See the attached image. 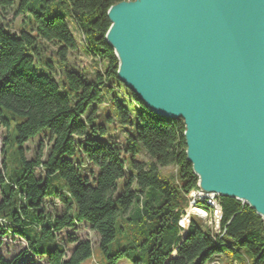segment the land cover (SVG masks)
Wrapping results in <instances>:
<instances>
[{
  "label": "trees",
  "instance_id": "trees-1",
  "mask_svg": "<svg viewBox=\"0 0 264 264\" xmlns=\"http://www.w3.org/2000/svg\"><path fill=\"white\" fill-rule=\"evenodd\" d=\"M121 1L0 0L1 12L23 16L15 26L0 12V128L16 121L23 165L12 180L0 175V264H80L93 255L92 241L59 235L81 224L98 234L102 252L116 264L129 248L113 253L110 244L125 222L142 223L137 227L147 237L148 264H209L226 250L233 262L264 264V220L236 198L220 197L218 231L197 216L186 229L179 224L190 193L199 189L187 159L185 123L157 115L119 79V60L106 35L108 10ZM70 19L94 60L89 74L70 62L79 46ZM50 43L56 52L47 57ZM108 95L109 112L102 109ZM117 127L125 130L124 140L111 133ZM37 136H43L39 148L27 159L23 145ZM45 138L50 145L44 153ZM167 167L178 169V179L161 172ZM54 179L64 186L52 189ZM47 199L60 209H47ZM29 227L55 236L56 248L40 250ZM3 241L9 247L23 243L25 250L7 257ZM68 244L74 245L70 252ZM29 253L38 260L26 259Z\"/></svg>",
  "mask_w": 264,
  "mask_h": 264
},
{
  "label": "water",
  "instance_id": "water-1",
  "mask_svg": "<svg viewBox=\"0 0 264 264\" xmlns=\"http://www.w3.org/2000/svg\"><path fill=\"white\" fill-rule=\"evenodd\" d=\"M108 17L119 79L184 120L199 189L264 220V0H125Z\"/></svg>",
  "mask_w": 264,
  "mask_h": 264
},
{
  "label": "rangeland",
  "instance_id": "rangeland-1",
  "mask_svg": "<svg viewBox=\"0 0 264 264\" xmlns=\"http://www.w3.org/2000/svg\"><path fill=\"white\" fill-rule=\"evenodd\" d=\"M1 12V11H0ZM1 17L5 22L13 23L15 26H18L22 20L23 16L19 15L16 16L14 10H8V11H2L1 12ZM69 24L73 30V33L75 35V38L77 39V42L79 43L77 51L74 52V54L70 57V62L74 63L75 66L79 69L84 70L86 73H90L94 70L93 66V59L90 55H88L84 47L82 46V43H84V37L78 30L76 24L72 19L69 20ZM18 29V28H17ZM15 28V31L17 30ZM45 48V55L47 57H52L53 54L56 52V46L53 44H48L47 47ZM56 62V60L54 59ZM57 63V62H56ZM56 70L59 71L60 68L58 65L55 66ZM125 88V85H124ZM125 90V89H124ZM111 93V92H110ZM109 102H110V96H107V99L105 101V105L102 106V109H105L106 111L109 112ZM5 113L10 114L11 112L9 110H6ZM113 125H117L118 121L113 118ZM125 130H119V127L116 129L111 128V133L113 135H116V137L119 140H124L125 136ZM17 136V131H16V121H12L11 126L9 127H1L0 128V175H6L10 180L13 179V176L16 173H19L23 167L22 165V158H21V152H20V146L17 143L16 140ZM8 137V140H6ZM40 138H43V136H37L34 138H31L29 141H27L24 145V153L27 159H32L35 156V153L37 152V149L39 148V142L41 141ZM43 150L44 153L48 150V147L50 145V142L45 138L43 141ZM5 148V152H4ZM140 157L142 159H149V157L145 153H141ZM6 162V168H5V162ZM161 172L165 176H172L174 179H178V169L176 167H167V168H161ZM38 174H41V171L38 170ZM54 183H56L52 189L56 187H62L64 186V181L62 180H53ZM1 183V182H0ZM123 186V180L119 181V191L121 187ZM1 188V186H0ZM15 194L13 197V200L16 202L19 201L20 196ZM19 196V197H18ZM3 200V194L0 189V203ZM47 209L49 210H59L60 205H51L50 204V199H47ZM49 202V203H48ZM33 213L31 212L29 214V217L31 218ZM192 216H197L201 219V221L204 224H208L212 226L209 220V216L206 218L201 217L197 211H191V217ZM142 224V223H141ZM140 223L136 224L134 223H128L125 222L123 225V230H118L117 233V238L111 242L110 244V249L113 253L129 248L127 251V256L120 258L116 264H137V260H141L140 264H148V253H147V242L145 235H143L141 232L138 231V227L141 225ZM75 232V233H74ZM27 233L29 237L31 238H36L39 237V242L37 246L39 247L40 250H45L49 252L50 250H53L56 248L58 241L55 238V236L52 235H47V236H42L40 233H37L34 228L29 227L27 230ZM78 235L81 238H89L92 243H93V255L82 261L80 264H110L112 261L111 258H108L101 250L99 246V236L96 232L92 231L87 225L81 224L78 226L76 230H68L66 232L60 233V239L62 237L67 238L68 235ZM64 235V236H63ZM64 238V239H65ZM3 246H2V251L4 249H9V250H4V253H6L5 256L8 257V254L10 257H13L14 254L16 255L17 253L24 251L25 250V244L23 243H16L13 244V246L10 245H5L3 241ZM68 252H70V249L74 247L73 244H68ZM232 253L229 250H226L224 253L215 255L209 264H240L232 261ZM30 257H35L32 254H27L26 259H29ZM47 257V256H46ZM45 257V258H46ZM37 259V258H34ZM38 260V259H37ZM41 264H48L46 260L42 259Z\"/></svg>",
  "mask_w": 264,
  "mask_h": 264
},
{
  "label": "bare ground",
  "instance_id": "bare-ground-1",
  "mask_svg": "<svg viewBox=\"0 0 264 264\" xmlns=\"http://www.w3.org/2000/svg\"><path fill=\"white\" fill-rule=\"evenodd\" d=\"M190 208L184 209V212L181 217V221L184 225V228H187L191 222V211H197L198 214L204 216L205 218L209 216L210 223L212 224V229L217 221V214L219 213V203L216 199V196L211 193H206L201 191L200 189L195 190L189 195ZM200 201L205 202L204 205L199 206ZM5 222V221H4Z\"/></svg>",
  "mask_w": 264,
  "mask_h": 264
},
{
  "label": "built area",
  "instance_id": "built-area-1",
  "mask_svg": "<svg viewBox=\"0 0 264 264\" xmlns=\"http://www.w3.org/2000/svg\"><path fill=\"white\" fill-rule=\"evenodd\" d=\"M214 194L216 196V199L218 200L219 203V213L217 214V221L216 224L214 225L213 229L214 231H218L220 229V224H221V217H222V210H221V203H220V197L218 194L216 193H211ZM192 201H190L191 203ZM189 208H190V204H189ZM200 215V214H199ZM201 217L205 218L204 216L200 215ZM179 224L184 228V225L182 223V221L180 220ZM186 229V228H185Z\"/></svg>",
  "mask_w": 264,
  "mask_h": 264
}]
</instances>
